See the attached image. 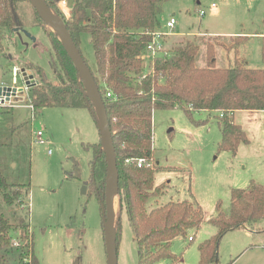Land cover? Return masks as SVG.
Segmentation results:
<instances>
[{
    "label": "rangeland",
    "instance_id": "obj_1",
    "mask_svg": "<svg viewBox=\"0 0 264 264\" xmlns=\"http://www.w3.org/2000/svg\"><path fill=\"white\" fill-rule=\"evenodd\" d=\"M70 5L71 0L68 8ZM21 9L24 20L31 21L30 5L23 3ZM199 10L205 12L202 17ZM170 18L176 21L173 29L165 28ZM159 20L161 31L169 34L165 43L168 49L185 42L199 46V68L206 66L207 49L211 46L212 61L218 68L232 65L236 55L248 67L264 69V0H169L162 5ZM44 29L53 32L46 25L43 28L28 24L2 41L0 88L18 93L0 106V170L8 184L23 188L13 189L22 193V201H14L11 206L0 194V214L8 220L14 239L25 243L31 233L34 264H106L100 205L88 183L93 151L85 147L97 144V150L101 148L94 117L87 109L47 107L36 111L31 120L30 110L23 106L30 103L25 82H39L41 77L56 81L50 67L54 52ZM239 36L243 41L235 38ZM79 40L81 55L95 71L89 34L82 33ZM235 42H241L237 52L226 49ZM13 67L18 68L15 83ZM218 116L216 112L198 111L189 119L179 108L152 113L154 184L167 186L163 194L148 200L146 210L170 201L194 199L204 212L197 230H189L186 237L172 241L170 251L177 257L173 264L199 263L198 246L216 234L207 219L214 215L218 201L222 210L228 212L232 189H245L251 181L264 186V111L234 113L232 120L249 139V144H241L235 155L217 149L221 140ZM38 130L44 132L46 144L31 143V133ZM74 160L80 169L79 179L70 177L74 175ZM114 203L117 223V194ZM120 226L117 264H138L137 247L125 212L121 214ZM263 226L261 221L257 228ZM188 237L193 240L188 241ZM217 253L215 264H264V231L228 232L221 238ZM13 255L14 259L17 253ZM156 264L171 263L162 260Z\"/></svg>",
    "mask_w": 264,
    "mask_h": 264
},
{
    "label": "trees",
    "instance_id": "obj_2",
    "mask_svg": "<svg viewBox=\"0 0 264 264\" xmlns=\"http://www.w3.org/2000/svg\"><path fill=\"white\" fill-rule=\"evenodd\" d=\"M58 1L45 0V3L62 20L78 50L80 35L90 36L96 65L95 71L90 70L104 101L118 170L117 246L121 236L120 217L125 212L136 243L138 264H156L162 260L173 264L177 257L170 251L172 241L179 236L186 237L189 230H197L204 220V212L194 199L170 201L147 211L148 200L163 194L167 185L156 186L153 169L137 168L134 162L127 164L126 160H152V113L174 108L181 109L189 119L198 111L219 113L221 140L217 149L235 155L241 144H249V139L241 126L234 123L232 115L239 110L264 111V69H252L236 55L232 65L218 68L212 61L211 46L207 49L206 66L199 68L196 66L199 46L185 42L171 48L168 59L155 61L152 73L141 79L142 57L150 40L147 32L161 30L162 5L169 0H71L68 16L58 8ZM23 3L28 1L0 0V51L2 41L26 25L45 27L31 6V21L24 20ZM44 30L54 52L55 60H51L50 67L56 81L41 77L29 88L31 104L38 112L47 107L81 108L93 116L83 82L64 47L56 34ZM240 43H232L226 49L237 52ZM261 56L264 60V38ZM107 92L114 98H107ZM85 147L93 151L88 183L99 201L106 182L104 155L101 149L97 150V144ZM72 170L74 175L70 177L79 179L80 169L75 160ZM14 188L23 187L8 184L0 170V194L9 206L19 199L22 201L19 198L22 193ZM261 221H264V186L251 181L245 189H232L228 212L222 210L218 201L214 215L207 219L216 228V234L198 246V264L217 262L220 240L228 232L264 231V226L257 228ZM10 227L0 214V264H34L31 233L28 241H19L20 246L14 249Z\"/></svg>",
    "mask_w": 264,
    "mask_h": 264
},
{
    "label": "water",
    "instance_id": "obj_3",
    "mask_svg": "<svg viewBox=\"0 0 264 264\" xmlns=\"http://www.w3.org/2000/svg\"><path fill=\"white\" fill-rule=\"evenodd\" d=\"M42 22L48 26L58 37L71 60L78 78L81 79L88 97L90 106L93 109V117L99 133L101 151L106 163V182L103 198L99 200L102 217L103 236L106 253V264H117V241L115 231V203L114 197L118 190V170L115 158V150L109 129V122L105 111L104 101L99 93L98 87L90 68L85 63L80 51L75 46L66 26L45 3V0H27ZM25 77V73H23ZM37 82H25L28 88L36 85ZM10 92V88H0L2 91ZM87 185V182L84 184ZM85 186L83 189H85Z\"/></svg>",
    "mask_w": 264,
    "mask_h": 264
},
{
    "label": "built area",
    "instance_id": "obj_4",
    "mask_svg": "<svg viewBox=\"0 0 264 264\" xmlns=\"http://www.w3.org/2000/svg\"><path fill=\"white\" fill-rule=\"evenodd\" d=\"M68 1L69 0H59L57 5L58 8L62 11V13L65 16H68L69 14V8H68ZM204 11L203 10H199L198 15L200 17H202L204 15ZM176 25V21L174 18H170L166 21L165 23V28L167 29H173L174 26ZM147 34L150 37V40L147 42L146 46H145V50H144V55L142 57L143 60V65H144V71L142 73L141 79H144L147 77L148 74L152 73L153 71V64L155 61H157L158 59H163L166 60L170 57L171 53H170V49L167 48V46L165 45L166 43V37L169 36V34L166 32H162L161 30H157V31H152V32H147ZM17 73H18V68L17 67H13L12 68V77H13V83L16 82V78H17ZM17 90V89H16ZM23 90H27V89H23ZM22 90V91H23ZM16 93H18L17 91H2V93L0 94V106L2 105H6L7 102L10 100V97L13 95H17ZM140 94H142V92H140ZM106 97L109 99L114 98V96L110 93L107 92L106 93ZM19 106H22L20 104H18ZM17 106V107H19ZM26 108H28L31 112V116L30 119L33 120L35 118V113L36 110L33 107V105L31 104V102L27 105H23ZM31 143L34 144H46L47 140H45L44 138V132L41 130L38 131H33L31 133ZM134 162V164L136 165L137 168H151L152 164H151V160L147 161L144 159H137L134 161H131L129 159L126 160V163H131ZM155 164V162H154ZM29 211V209L27 210ZM189 241H191V238H188ZM20 246L19 240L18 239H13L11 242V247L14 249H16L17 247Z\"/></svg>",
    "mask_w": 264,
    "mask_h": 264
},
{
    "label": "crops",
    "instance_id": "obj_5",
    "mask_svg": "<svg viewBox=\"0 0 264 264\" xmlns=\"http://www.w3.org/2000/svg\"><path fill=\"white\" fill-rule=\"evenodd\" d=\"M230 38V37H229ZM235 113V112H234ZM234 113H233V115H232V118L234 117ZM234 121V120H233ZM241 230V229H240ZM242 230H244V231H246L247 233H249V234H256V231H251V230H249V229H242ZM189 241V240H188Z\"/></svg>",
    "mask_w": 264,
    "mask_h": 264
}]
</instances>
